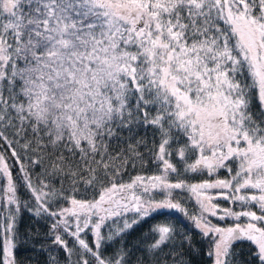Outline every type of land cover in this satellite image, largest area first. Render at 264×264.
<instances>
[{
    "label": "snow or ice",
    "instance_id": "snow-or-ice-1",
    "mask_svg": "<svg viewBox=\"0 0 264 264\" xmlns=\"http://www.w3.org/2000/svg\"><path fill=\"white\" fill-rule=\"evenodd\" d=\"M140 125L158 134L151 148L137 145L159 174L119 182L147 162L131 144L113 155L109 141ZM0 148V264H18L21 209L52 221L64 264H128L123 235L161 209L192 222L213 264H245L243 243L246 264H264V0H0ZM189 172L209 178L188 183ZM176 191L194 197L196 215ZM149 233L148 264H191L182 249L200 251L172 224Z\"/></svg>",
    "mask_w": 264,
    "mask_h": 264
},
{
    "label": "trees",
    "instance_id": "trees-1",
    "mask_svg": "<svg viewBox=\"0 0 264 264\" xmlns=\"http://www.w3.org/2000/svg\"><path fill=\"white\" fill-rule=\"evenodd\" d=\"M244 79H246V77ZM252 111L253 113H259L260 111L259 106L255 101H253ZM154 140L157 143L159 142L158 134L155 133L154 129L150 126H134L131 133L128 131V129H117V136L109 141V151L112 152L113 155L116 153H124L127 155L129 144H131L133 146H137V150L143 154L144 161L147 162L146 166L144 167H141L140 161L136 162L135 168L129 164L119 182H130V180L138 174L145 176L159 174V169L150 159L148 150L144 147V144L142 143L137 145V141H143L147 144L148 148H151ZM178 146L179 145H174V147ZM0 151L4 152L6 158L8 157L9 154L7 151H5V149L0 148ZM172 162L176 164L178 168H183V165L178 162L175 156L173 157ZM24 163L27 164L28 162L24 161ZM9 164L10 166L13 164V161L10 159ZM45 164H47V161H45ZM18 170V165L13 168L14 177L16 176ZM30 171L32 170L30 169ZM41 171V167H37L34 171H32L33 183H37L36 175L41 173ZM180 178L187 180L188 183H198L204 179H208L209 177L206 174L189 172ZM170 179L174 182L177 177L172 175ZM56 186H60L58 182L56 183ZM179 192L182 196L178 195ZM186 193V191H176L174 192V198L179 199L181 203L182 200H185L184 197L186 196ZM18 195L20 196L21 200L31 201L30 194L23 186L19 187ZM91 195L92 194L89 193L83 198H91ZM153 195L158 201L164 198L163 194L159 191H156V193ZM131 218L132 217L129 216V219ZM111 222L114 225L113 221L110 220L108 221V226L102 229V233L105 236H107L112 230L110 227ZM51 223V220L43 217H36L32 212L21 209L17 224L19 239L17 240V246L14 249V254L17 258L18 264H48V258L50 255L56 256L60 260V264H64L63 251L51 247V239L47 236L48 228ZM212 223L221 227H228L231 226L234 221L232 218H227L223 221L216 219L215 221H212ZM158 224H172L176 227L178 232H183L192 236V242L195 247L200 250L199 253L194 254L190 252L187 246L182 249L185 253V257L190 260L191 264H211L212 260L206 255L209 247L207 241L200 236L199 231L194 228L192 222L188 218H186L179 211L170 209L159 210V212L148 218L145 222H142L140 225L134 227L133 230L123 235V246L126 250H129L128 264H138L139 260L141 259L144 260V264H148L145 247L147 244L152 242V236L149 233V229L152 226ZM29 233H31V236H29ZM84 238L89 241L92 239L91 235H87ZM121 242V238L119 237L114 241L106 242L103 247V254L105 256L113 255L116 249L121 246ZM249 249L250 245L248 243L237 244L235 248V250L240 251L239 259L244 261L245 264L249 256ZM165 251H168V249L165 248Z\"/></svg>",
    "mask_w": 264,
    "mask_h": 264
},
{
    "label": "rangeland",
    "instance_id": "rangeland-1",
    "mask_svg": "<svg viewBox=\"0 0 264 264\" xmlns=\"http://www.w3.org/2000/svg\"><path fill=\"white\" fill-rule=\"evenodd\" d=\"M206 174V173H205ZM207 175V174H206ZM227 175V173H224V172H221L220 173V177L221 178H223V177H225ZM3 182V181H2ZM187 192V191H186ZM156 193V192H155ZM154 194V193H153ZM178 195H180V196H182L181 195V193L179 192L178 193ZM185 198V200H182L181 201V204L183 205V207L185 208V209H187V211H188V213L189 214H191V215H196L197 214V212H198V208H197V205H196V202H195V199H194V197H191V194L190 193H186V196L184 197ZM218 203H220V205H221V207H229L230 205L227 203V202H224V201H218ZM233 208H234V210L235 211H240L241 209L239 208V207H235V206H233ZM253 210H255V209H253ZM129 216H131V214H129ZM132 217V216H131ZM216 219H218V218H215V217H213V218H211V221H215ZM221 221V220H220ZM242 224H244V223H246L247 221H246V218H241V221H240ZM108 226V222H106V225L104 226V227H107ZM103 227V228H104ZM110 227H111V229H113V227H114V225L112 224V222H111V224H110ZM102 228V229H103ZM211 264H213V262H211Z\"/></svg>",
    "mask_w": 264,
    "mask_h": 264
}]
</instances>
